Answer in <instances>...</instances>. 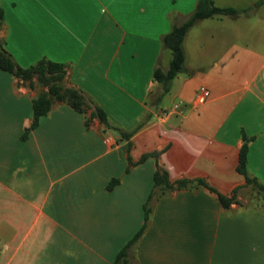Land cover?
Instances as JSON below:
<instances>
[{"label":"crops","instance_id":"0c3cea01","mask_svg":"<svg viewBox=\"0 0 264 264\" xmlns=\"http://www.w3.org/2000/svg\"><path fill=\"white\" fill-rule=\"evenodd\" d=\"M197 1L0 0L15 64H64V86L90 106L53 101L31 128L46 88L0 70V264H112L144 205L120 264H264V203L237 170L246 144L247 174L264 185V0H213L239 11L188 28L184 70L163 92L152 76L171 59L162 37ZM159 166L215 191L154 187Z\"/></svg>","mask_w":264,"mask_h":264},{"label":"trees","instance_id":"16d2710c","mask_svg":"<svg viewBox=\"0 0 264 264\" xmlns=\"http://www.w3.org/2000/svg\"><path fill=\"white\" fill-rule=\"evenodd\" d=\"M263 0H261L262 2ZM239 10L231 7H218L214 4L213 0H198L197 5L188 18L181 24H174L171 30L162 37V46L164 49L171 53V59L166 70L155 69L153 71V79L160 83L163 88V92H167L170 88L172 79L181 71L184 70V51H183V38L188 28L197 20L205 17L212 16L218 13L234 14ZM3 21V10L0 8V25ZM5 41L0 38V70L8 72L17 77L22 83L28 86H33L37 83L46 90H42L32 100V123L31 128H35L38 124L40 117L46 115L53 101L65 102L74 110L80 113H85L90 107L87 103L84 95L76 88L64 86L63 77L65 75L64 64L41 59L35 64L22 68L17 66L11 56L5 50ZM92 116H97L102 123H107L105 113L96 108L91 112ZM85 124H88V118L85 119ZM123 137L128 138L131 132L121 133ZM129 149V144H127ZM156 156L157 153H147L140 157L137 163L143 162L148 156ZM128 165L134 164L131 158L127 157ZM238 172L243 174L246 179V183L251 185L255 191V194L262 193V202L264 203V185L261 184L256 178H251L247 174V145L243 144L239 152V163L237 166ZM118 183V179L114 178L107 184L106 188L111 189ZM194 185H204L211 191H215L214 188L208 186L203 179H178L171 182L168 178L167 172L158 167L153 174V186H159L161 190L171 188H186ZM151 194L149 195V197ZM219 200L224 206H228L235 198L234 194L231 196H225L218 193ZM148 219V210L144 205L143 223L133 237L128 241L126 246L117 253L112 264H120L126 255V249L132 243H134L138 237L142 234L146 221Z\"/></svg>","mask_w":264,"mask_h":264},{"label":"built area","instance_id":"2783aa9c","mask_svg":"<svg viewBox=\"0 0 264 264\" xmlns=\"http://www.w3.org/2000/svg\"><path fill=\"white\" fill-rule=\"evenodd\" d=\"M207 96H208V90L204 87H201L200 92L197 96V101L199 103H203L205 99L207 98Z\"/></svg>","mask_w":264,"mask_h":264},{"label":"rangeland","instance_id":"374dc122","mask_svg":"<svg viewBox=\"0 0 264 264\" xmlns=\"http://www.w3.org/2000/svg\"><path fill=\"white\" fill-rule=\"evenodd\" d=\"M255 200H259V201H262V198H263V194L262 193H257L255 197Z\"/></svg>","mask_w":264,"mask_h":264}]
</instances>
